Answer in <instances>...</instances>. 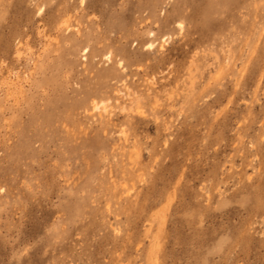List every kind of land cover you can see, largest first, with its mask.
Returning a JSON list of instances; mask_svg holds the SVG:
<instances>
[{"label":"rangeland","instance_id":"374dc122","mask_svg":"<svg viewBox=\"0 0 264 264\" xmlns=\"http://www.w3.org/2000/svg\"><path fill=\"white\" fill-rule=\"evenodd\" d=\"M0 264H264V0H0Z\"/></svg>","mask_w":264,"mask_h":264},{"label":"bare ground","instance_id":"6f19581e","mask_svg":"<svg viewBox=\"0 0 264 264\" xmlns=\"http://www.w3.org/2000/svg\"><path fill=\"white\" fill-rule=\"evenodd\" d=\"M154 45V44H153ZM147 47V46H146ZM148 48H149V46H148ZM150 48H151V44H150ZM151 49H153V48H151Z\"/></svg>","mask_w":264,"mask_h":264}]
</instances>
